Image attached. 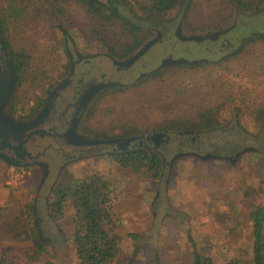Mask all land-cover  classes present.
I'll list each match as a JSON object with an SVG mask.
<instances>
[{
  "label": "rangeland",
  "instance_id": "rangeland-1",
  "mask_svg": "<svg viewBox=\"0 0 264 264\" xmlns=\"http://www.w3.org/2000/svg\"><path fill=\"white\" fill-rule=\"evenodd\" d=\"M223 3L224 0H195L188 17L178 13L177 24L147 23L146 28L153 35L149 40L161 38L156 31L158 28L164 34V41L158 45L154 43L138 58L140 61L129 72L132 76L122 75L120 82L110 81L114 83L109 85L112 90L106 89L109 86L104 87L108 83L103 84L102 92L96 97L93 91L79 106L80 112L74 117L69 136L74 142L106 139L87 134L84 125L87 123L88 128H100L110 134L121 132L116 126L129 122L146 130L148 135L159 132L160 123L165 120H191L204 107L216 110L215 129L195 137L167 133L173 141L161 152L170 164L166 166L165 174L157 178H152L144 164L122 168L105 152L68 158L52 169L49 167L53 163L52 157L29 165L14 163V166L0 159V214L3 216L0 217V264H35L27 260L28 244L14 239V234L5 225L12 223L15 216H20L21 211L33 202L42 184L46 183L54 190L74 178L92 173L105 176L112 185L110 229L119 237L121 246L120 256L112 264H193L189 235L201 252L218 262L238 256L244 264H253L252 226L248 214L257 206H264V124L254 122L252 110L246 112L242 107L244 114H237L236 106H240V100L236 94L240 92L239 84L248 88L259 86L257 77L247 76L240 82L241 77L235 76L237 69L227 72L218 67L210 75L212 67L187 69L176 66L169 68L160 79L144 81L150 72L161 67L165 56L168 59L164 67L172 65V57L216 60L218 53H202L198 49L200 46H196L214 37L208 38L206 31H191L189 26L204 28L210 22L215 26L228 22L225 29L233 25L234 17H218L212 13L217 9L223 13ZM211 14H215L213 21H209ZM48 16L47 12L39 17L30 16L26 18L28 24L16 30L11 28L12 41L25 47L32 61L23 85L12 92L4 115H8L10 104L15 114L21 116L36 99L45 97V90L61 87L59 82L69 75L77 54L85 55L84 58L92 62L90 68L105 71L107 77L112 73V62L116 60L100 53L96 45L85 47L75 33L74 37L66 39L53 34L46 21ZM133 19L143 21L138 17ZM170 35L174 37L169 39ZM197 35L200 41L195 40ZM59 40L65 42L69 55L65 54ZM84 48L88 49L85 51ZM191 50L194 52H189ZM2 52L0 46L3 55L5 51ZM0 60L3 63V59ZM126 61L121 59V62ZM141 72L146 73L140 76ZM263 92L264 86L259 87L256 91L258 99L264 98ZM90 110H93L92 116H89ZM113 124L117 128L114 131L110 130ZM141 139L143 136L137 140ZM139 141H133L131 148H138ZM149 143L146 141L145 145ZM49 170L53 177L47 181ZM42 197L49 199L45 193ZM42 205L39 201L37 213L42 218L41 236L51 243L50 259L58 264H78L71 219L54 226ZM69 212L71 217L72 211ZM57 231L65 238L62 244H53V235Z\"/></svg>",
  "mask_w": 264,
  "mask_h": 264
},
{
  "label": "trees",
  "instance_id": "trees-1",
  "mask_svg": "<svg viewBox=\"0 0 264 264\" xmlns=\"http://www.w3.org/2000/svg\"><path fill=\"white\" fill-rule=\"evenodd\" d=\"M194 3L195 0H0V46L5 48L14 75L13 91L23 85L31 69L32 57L25 47L12 41L11 28L16 30L28 24L27 17H39L47 12L49 16L46 21L48 20L50 23L47 22L49 29L55 35L60 34L61 39L74 37L76 34V38H79L85 47L96 45L97 48H100L99 52L106 56L130 60L153 36L152 32L146 28L149 26L147 23L170 22L177 24L180 18L178 13L182 17H188ZM223 6L221 9L224 10L223 13L219 12V9L212 13L217 14L218 17L222 15H226L225 18L234 17V23L227 32L224 33L223 27L228 22L221 23L219 26L210 22L211 26L206 22L208 26L204 28L202 26L200 28L189 27L191 31H206L205 33L209 35L213 31L221 29L219 36L215 39H206L203 44L216 41L211 45L217 48L222 40L228 38L230 46L227 51L222 52L216 60L199 58L187 61L181 58L182 60L177 59L168 67L161 64V67L150 72L144 81L160 79L167 74L169 68L176 66H183L187 69L212 67L210 75L218 67H222V70L227 72L237 69L238 72L235 73V76L241 77L240 82L247 76L254 77L255 75L259 86L248 88L246 85L239 84L240 92L236 94V97L240 100V106H236V109L238 115L242 107L246 112L252 110L251 118L255 120L254 122L264 124V98L258 99L259 96L256 93L259 87L264 86V0H224ZM215 14L210 15L209 21L215 19ZM133 17H138L143 21L137 22ZM61 44L65 54L69 55L70 52L65 42L60 41ZM196 46H200V43ZM84 49L86 51L88 48ZM1 58L4 61V55L0 54ZM165 59L168 58H164L162 62ZM106 89L112 90L113 87L109 86ZM51 90H45V96ZM42 102V97L36 99L31 108L28 110L25 108L26 113L34 114ZM10 110L12 113L15 111L12 108ZM215 111L210 107H204L193 119L165 120L160 123L158 130L159 132L178 133L193 137L202 135L215 129L217 114ZM10 112L8 110V115L6 114L9 117H11ZM243 114L242 111L240 115ZM92 115L93 110H90L89 116ZM116 127L122 131L108 134L106 130L88 128L87 123L84 125L87 134H95L97 138L146 135V130H141L132 122ZM116 127L113 124L110 130L114 131L113 129ZM109 155L122 168L142 163L152 178H157L163 173V159L153 151L138 147ZM111 187V181L108 178L92 173L74 178L64 187L54 189L50 195L47 209L52 224L58 227L61 221L67 218L71 219L72 241L78 264H112L120 256V239L110 229L113 219ZM69 211H72L71 217L68 216ZM248 216L252 226L253 240L250 244L252 263L264 264V206H257ZM0 217L3 216L0 214ZM40 219L33 200L21 211L20 216H15L13 222L5 226L9 232L14 234V239L28 244L29 251L26 254L28 261L35 264H58L50 259L51 243L44 241L41 236L42 220ZM53 238V244L65 242V238L59 231L53 235ZM188 238L193 253V264H244L243 259L238 256L218 262L212 256L201 252L193 237L189 235ZM2 260L5 263V259Z\"/></svg>",
  "mask_w": 264,
  "mask_h": 264
},
{
  "label": "flooded vegetation",
  "instance_id": "flooded-vegetation-1",
  "mask_svg": "<svg viewBox=\"0 0 264 264\" xmlns=\"http://www.w3.org/2000/svg\"><path fill=\"white\" fill-rule=\"evenodd\" d=\"M156 31L159 33L158 35H160V30L156 29ZM161 33V38H159V40L156 41L154 45H158L164 41V34L163 32ZM172 35L168 36L169 39L174 37ZM228 41L229 39L225 38L219 43V47L217 48H214L211 44L203 43L200 44V48H198V46L197 48L202 53H204L205 51H212L211 54L218 53L219 55H221L222 52L228 50V46H230ZM230 43L232 44V42ZM189 52L193 53L194 51L191 50ZM3 55V63H1L0 60V79L2 80L7 76L5 74V71L7 70L6 52ZM109 58H111L112 61H116L112 62V73L109 77H107L108 75L105 71L90 68L92 62L87 58H84V56L77 54V58H75V60H73V62L71 63L69 75L59 82V84H61V87H56V90L55 88H53L50 93L42 98V104L40 105L39 109L32 115L24 113L21 116H17V114H15V111L13 113L10 112V108L13 109V107H10L9 104L8 109L11 116H13V118L16 117V119H18V122L26 127L24 137L27 139L24 144V149L18 151L20 153L19 157L12 154L10 155L12 156V158L9 161L5 160L9 163V166H14V163L29 165L31 162H35L39 159L52 157L53 163H50L49 166L52 169L57 168L61 161L67 160L68 158H74L77 156L80 157L81 155L94 152H105L110 154L131 149L132 143H130L129 145H118L117 143H113V145H83V142H74L75 140L73 138L71 139V137L69 136L71 130L73 129L74 117L78 112H80L79 106L85 100H87L88 96L91 95L93 91H95L94 97H96L102 92L101 88H103V84L110 83V81L118 82L120 80L119 78L122 75H131V73L129 74V72L134 70L133 65L137 64L138 61H140V59H138L137 61L129 64V60L124 63L121 62L120 59H114L112 57ZM164 58H166V56L163 57V59ZM182 58L187 61L199 59H190V57ZM171 59L175 58H170V61H172ZM177 59L180 60L181 58H176V60ZM93 72L95 73L93 74ZM144 73L146 72H141L140 76H144ZM90 74H92V76H90ZM152 134L145 135L143 136V139H141L140 141H136H139V147L147 151H153L161 156L164 164L163 173L161 174L163 175L165 174L166 166L170 164V162L167 161V156L165 155V153L161 151H164V146L169 145L173 140L167 133L166 135L148 139V136ZM61 139H65L66 141H61ZM146 141L150 143L145 145ZM190 152L193 153V151ZM48 172L50 174H46L47 181L51 180L53 177L52 171L49 170ZM52 191L53 190L48 188V184H42L39 191L36 193V197L34 198L37 211L39 201L43 203L42 207L45 210L46 216L48 217L50 223L52 222L47 209L49 199L46 200L44 197H42V199L41 196L45 193L47 197L50 198Z\"/></svg>",
  "mask_w": 264,
  "mask_h": 264
},
{
  "label": "water",
  "instance_id": "water-1",
  "mask_svg": "<svg viewBox=\"0 0 264 264\" xmlns=\"http://www.w3.org/2000/svg\"><path fill=\"white\" fill-rule=\"evenodd\" d=\"M181 28V25L179 26ZM232 26L225 28L223 31L224 33L228 31L229 28ZM223 33V32H222ZM220 30L217 32H213L211 35L215 39L218 35H220ZM161 36V34H160ZM210 35H208V38ZM199 39L198 35L195 37V40ZM156 41H158V38H153L150 40V44L146 43L143 48H141L133 58H131L129 61V64L132 62H135L144 52H146L151 45H153ZM200 41V40H197ZM1 42V41H0ZM3 51H5V48L2 47ZM6 68L5 74L7 75L6 78L3 80L0 79V159L10 160L12 158V154L20 156V153L18 152L21 149H24V144L26 142V138L24 137V134L26 132V127L24 125L18 123L15 118L9 117L7 115H4V109L6 108V105L11 97V94L13 92V81H14V75L11 69V65L9 63L8 56L6 54ZM172 63H175V59H171ZM182 60V59H181ZM167 59L163 61L162 66L166 65ZM128 63V62H127ZM114 83H108L104 87H108L109 85H113ZM31 135V134H30ZM166 135L165 132H154L152 135L148 136V139L155 138L157 136ZM140 139V137H120V138H112V139H100L95 141H84L83 145H97V144H111L117 143L118 145H129L133 141Z\"/></svg>",
  "mask_w": 264,
  "mask_h": 264
}]
</instances>
